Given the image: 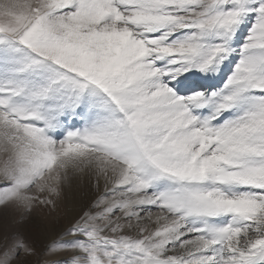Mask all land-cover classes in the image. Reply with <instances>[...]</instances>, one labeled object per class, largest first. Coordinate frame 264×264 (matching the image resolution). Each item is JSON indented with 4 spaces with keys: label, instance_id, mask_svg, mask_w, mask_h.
Instances as JSON below:
<instances>
[{
    "label": "snow or ice",
    "instance_id": "1",
    "mask_svg": "<svg viewBox=\"0 0 264 264\" xmlns=\"http://www.w3.org/2000/svg\"><path fill=\"white\" fill-rule=\"evenodd\" d=\"M0 264H264V0H0Z\"/></svg>",
    "mask_w": 264,
    "mask_h": 264
},
{
    "label": "rangeland",
    "instance_id": "2",
    "mask_svg": "<svg viewBox=\"0 0 264 264\" xmlns=\"http://www.w3.org/2000/svg\"><path fill=\"white\" fill-rule=\"evenodd\" d=\"M71 193V203H73L76 199L79 198L80 193L75 190H70ZM69 193V194H70ZM55 210H51L48 208H36L32 213L30 220L32 223H43V224H52L56 222L65 223L64 217L67 214V209H64L60 214ZM54 232L49 233L53 235Z\"/></svg>",
    "mask_w": 264,
    "mask_h": 264
},
{
    "label": "bare ground",
    "instance_id": "3",
    "mask_svg": "<svg viewBox=\"0 0 264 264\" xmlns=\"http://www.w3.org/2000/svg\"><path fill=\"white\" fill-rule=\"evenodd\" d=\"M70 190H65L62 193L60 202L58 203V207H57V212L60 214V212H62L64 209H68L72 206L73 203H71V193ZM55 233H53L54 235Z\"/></svg>",
    "mask_w": 264,
    "mask_h": 264
}]
</instances>
